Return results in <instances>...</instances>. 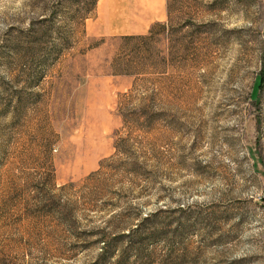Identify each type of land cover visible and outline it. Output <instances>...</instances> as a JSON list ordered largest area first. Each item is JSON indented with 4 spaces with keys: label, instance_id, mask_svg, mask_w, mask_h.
Listing matches in <instances>:
<instances>
[{
    "label": "rangeland",
    "instance_id": "obj_1",
    "mask_svg": "<svg viewBox=\"0 0 264 264\" xmlns=\"http://www.w3.org/2000/svg\"><path fill=\"white\" fill-rule=\"evenodd\" d=\"M90 2L0 0V264H264V0Z\"/></svg>",
    "mask_w": 264,
    "mask_h": 264
},
{
    "label": "crops",
    "instance_id": "obj_2",
    "mask_svg": "<svg viewBox=\"0 0 264 264\" xmlns=\"http://www.w3.org/2000/svg\"><path fill=\"white\" fill-rule=\"evenodd\" d=\"M168 0H98L100 35H143L168 16Z\"/></svg>",
    "mask_w": 264,
    "mask_h": 264
},
{
    "label": "trees",
    "instance_id": "obj_3",
    "mask_svg": "<svg viewBox=\"0 0 264 264\" xmlns=\"http://www.w3.org/2000/svg\"><path fill=\"white\" fill-rule=\"evenodd\" d=\"M97 1L98 0H91V2H90V5H91V7L89 8V11H93L94 9H95V6H96V4H97ZM171 2H172V0H168L167 1V7H168V16L170 15V13H171ZM159 24V22H156V23H154L152 26H151V28H150V30H149V34H153L154 32H155V27L157 26ZM146 35L145 34H143V35H139V36H135V35H130V36H127V38H129V39H134V38H142V37H145Z\"/></svg>",
    "mask_w": 264,
    "mask_h": 264
}]
</instances>
